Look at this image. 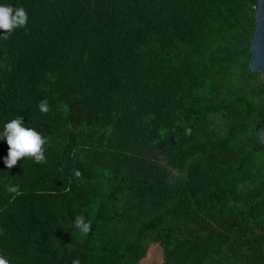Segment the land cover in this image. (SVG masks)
Returning <instances> with one entry per match:
<instances>
[{
  "label": "trees",
  "instance_id": "16d2710c",
  "mask_svg": "<svg viewBox=\"0 0 264 264\" xmlns=\"http://www.w3.org/2000/svg\"><path fill=\"white\" fill-rule=\"evenodd\" d=\"M257 1L0 0L28 15L0 39V132L19 116L47 140L12 169L0 140V255L139 264L158 243L162 264H264Z\"/></svg>",
  "mask_w": 264,
  "mask_h": 264
},
{
  "label": "clouds",
  "instance_id": "9594fccd",
  "mask_svg": "<svg viewBox=\"0 0 264 264\" xmlns=\"http://www.w3.org/2000/svg\"><path fill=\"white\" fill-rule=\"evenodd\" d=\"M27 22L28 15L23 7L0 5V31H2L0 39L8 40L15 29L26 27ZM37 107L43 114H48L50 111L47 98L42 99ZM185 131L186 134L191 133V129ZM0 140H6L8 145L7 156L3 158V164L7 169H12L18 161L26 158L37 164L46 163L44 147L47 143L46 138L37 130L25 127L22 117L18 116L4 124V129L0 132ZM81 175L78 169L74 170L75 178H80ZM5 192L11 196V201L23 195L20 186L11 182L5 185ZM74 227L86 235L91 230V222L86 221L84 216L78 215L75 217ZM0 235H3L2 229H0ZM0 264H10V262L5 256L0 255ZM72 264H81L80 259H73Z\"/></svg>",
  "mask_w": 264,
  "mask_h": 264
},
{
  "label": "water",
  "instance_id": "95a60500",
  "mask_svg": "<svg viewBox=\"0 0 264 264\" xmlns=\"http://www.w3.org/2000/svg\"><path fill=\"white\" fill-rule=\"evenodd\" d=\"M255 30L250 37L252 56L250 58V68L261 74L264 84V0H258L255 5ZM260 137L264 142V128L261 130Z\"/></svg>",
  "mask_w": 264,
  "mask_h": 264
},
{
  "label": "rangeland",
  "instance_id": "374dc122",
  "mask_svg": "<svg viewBox=\"0 0 264 264\" xmlns=\"http://www.w3.org/2000/svg\"><path fill=\"white\" fill-rule=\"evenodd\" d=\"M163 249L158 243H151L147 255L139 264H162Z\"/></svg>",
  "mask_w": 264,
  "mask_h": 264
}]
</instances>
